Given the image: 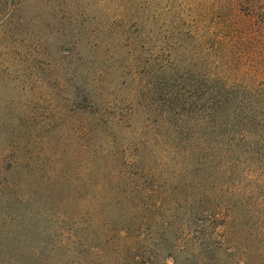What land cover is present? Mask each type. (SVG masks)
Wrapping results in <instances>:
<instances>
[{"label": "trees", "instance_id": "1", "mask_svg": "<svg viewBox=\"0 0 264 264\" xmlns=\"http://www.w3.org/2000/svg\"><path fill=\"white\" fill-rule=\"evenodd\" d=\"M214 1L196 22L208 31L199 43L233 47L220 62L182 54L200 33L185 39L183 17L163 38L181 45L161 42L163 54L142 50L151 33L145 39L140 16L138 40L129 16L108 18L111 35L94 57L83 14L44 16L53 54L25 65L46 67L40 88L62 102L54 118L18 114L0 125V264H62L71 252H91L95 264H162L159 247L163 264H176L170 250H217L227 228L264 264V0ZM10 3L0 25L16 19Z\"/></svg>", "mask_w": 264, "mask_h": 264}, {"label": "rangeland", "instance_id": "2", "mask_svg": "<svg viewBox=\"0 0 264 264\" xmlns=\"http://www.w3.org/2000/svg\"><path fill=\"white\" fill-rule=\"evenodd\" d=\"M14 1V0H13ZM18 4L16 11V19L12 20L10 24L0 25V125H6L13 120L18 114L23 115L27 120L34 118L37 122L40 115L46 118H54V114L60 111L61 105V92L53 90V92L47 93L46 90L40 88V85L46 82L47 72L40 69V73L31 67L25 65L26 60H30L32 56L40 62L48 54H53L54 42L51 39V31L55 30V26L50 24L44 17L46 14H83L81 23L85 26L89 25V32L93 29L94 39L91 44L94 47L90 49L88 54L97 57L100 56L104 50L101 47L100 42H106V38H109L111 31L109 32L104 28L102 22L108 18L119 19L125 17V25L132 28V33L137 36V31L133 27L138 25L137 19L140 16L139 28L143 32L145 39H150L148 33H151L150 41L141 46L145 53L151 52L157 47L162 50L166 45H181L176 39H169L164 41L168 36V30L171 25L178 20L179 17H183L185 22L182 23V28L185 33V39L188 32L195 31L199 28L198 22H196L197 15L199 13H207V7H214L217 2L214 0H15ZM12 0H0V10L6 12L11 5ZM12 7V5L10 6ZM217 8V7H216ZM85 14V16H84ZM134 17H131V16ZM217 15V13L215 14ZM152 16L158 17L153 22H148V18ZM212 17V19H211ZM149 19V21H151ZM19 20V21H18ZM215 20L214 16H209V22L207 25L212 24ZM115 22V21H114ZM136 22V23H135ZM137 24V25H135ZM118 25V23H117ZM169 26V27H168ZM191 26L194 28L192 29ZM108 29H111L107 26ZM168 27V28H167ZM211 27H209V30ZM107 29V28H106ZM62 31L69 32V26L66 24ZM139 32V31H138ZM198 34V41L191 42L187 37V45L183 44L181 52L188 58L193 56L197 59H204L207 55L213 61H219L221 58L229 59V50L233 47L227 42L221 41V48L211 43H199L201 40H206V30L200 29ZM211 32V31H209ZM141 33V32H140ZM196 33V32H195ZM161 34V36H160ZM69 35V34H68ZM159 36V37H157ZM142 38V37H141ZM165 38V39H163ZM139 39V34L137 40ZM66 40H71V37H66ZM97 42L100 47L95 46ZM164 42L162 47V43ZM115 50L119 49L120 62L122 66V72H127V64L130 62V58L127 56V41L124 38H120L114 41ZM139 45V43H138ZM217 45V44H216ZM106 46V45H105ZM187 48V53L184 51ZM166 52V51H165ZM166 55V54H164ZM53 57V56H52ZM128 58V59H127ZM220 62V61H219ZM233 75L236 72L235 65L233 67ZM235 78V77H234ZM69 115H72L71 113ZM22 117V116H21ZM75 119H80L77 118ZM1 205V204H0ZM18 206H16L17 208ZM19 211H23L24 208H17ZM37 221L42 222L40 219ZM26 223V222H24ZM40 226V224H36ZM12 229V226L8 227V231ZM51 229V227H50ZM54 229V228H52ZM220 235L219 237H217ZM216 236V240L223 244L222 248L217 250L202 252L197 250L194 245H190L189 253L192 254H177L173 249L170 250L172 255L176 254V264H254V256H252V249L246 250L242 245L241 236L238 233H234L228 228L224 232L219 233ZM171 242V238H169ZM261 251L264 252V237L260 242ZM205 247V246H204ZM203 247V248H204ZM169 250V249H166ZM203 250V249H202ZM160 263L165 261L164 254L167 251H161L160 247L156 250ZM56 254H52L55 257ZM57 258V257H55ZM52 260L55 261L56 259ZM60 262L62 264H95L96 256H93L91 252H71L60 256ZM167 264H171V260L168 259ZM112 264H119L117 261Z\"/></svg>", "mask_w": 264, "mask_h": 264}]
</instances>
